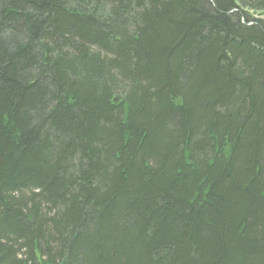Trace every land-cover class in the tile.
Masks as SVG:
<instances>
[{
  "label": "trees",
  "instance_id": "trees-1",
  "mask_svg": "<svg viewBox=\"0 0 264 264\" xmlns=\"http://www.w3.org/2000/svg\"><path fill=\"white\" fill-rule=\"evenodd\" d=\"M264 0H0V264H264Z\"/></svg>",
  "mask_w": 264,
  "mask_h": 264
},
{
  "label": "rangeland",
  "instance_id": "rangeland-1",
  "mask_svg": "<svg viewBox=\"0 0 264 264\" xmlns=\"http://www.w3.org/2000/svg\"><path fill=\"white\" fill-rule=\"evenodd\" d=\"M252 17L253 18H259L264 22V16L253 14Z\"/></svg>",
  "mask_w": 264,
  "mask_h": 264
}]
</instances>
